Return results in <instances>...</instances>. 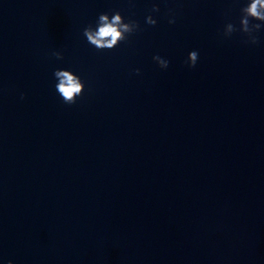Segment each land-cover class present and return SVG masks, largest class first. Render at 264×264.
I'll return each mask as SVG.
<instances>
[{
  "label": "clouds",
  "instance_id": "obj_1",
  "mask_svg": "<svg viewBox=\"0 0 264 264\" xmlns=\"http://www.w3.org/2000/svg\"><path fill=\"white\" fill-rule=\"evenodd\" d=\"M152 12L158 13L160 11L158 5H153ZM241 15L239 24L240 27L237 29L232 23H227L224 27V37H230L234 32L239 30L241 33L247 36L245 43L252 45L257 44L258 33L261 29H264V0H251L247 6L241 8ZM251 21H258V23H252ZM169 24H174L175 19H169ZM145 23L151 26H155L158 21L153 18L152 15H148L145 19ZM140 30V25L137 21L129 19L125 22L124 17L119 11H116L110 16L107 13H101L98 16L97 27L93 30V27L89 25L83 30V35L87 41L97 48L98 50L113 49L120 42L126 41L128 37ZM53 55L57 59H62L60 52H54ZM158 63L161 69H167L169 67V61L162 58L159 55L153 57ZM198 60V52L191 51L187 57V65L189 68H194ZM139 69H136V73L139 74ZM54 77L58 81L55 85L56 91L62 97L65 104H75L76 99L83 95L84 83L81 78L73 74L70 70L57 69L54 72ZM23 99V95H21ZM7 264H13V261L9 260Z\"/></svg>",
  "mask_w": 264,
  "mask_h": 264
}]
</instances>
